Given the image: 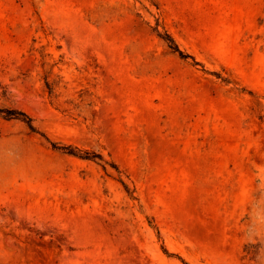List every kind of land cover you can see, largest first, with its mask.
<instances>
[{
	"label": "rangeland",
	"instance_id": "obj_1",
	"mask_svg": "<svg viewBox=\"0 0 264 264\" xmlns=\"http://www.w3.org/2000/svg\"><path fill=\"white\" fill-rule=\"evenodd\" d=\"M0 108V264H264V0H0Z\"/></svg>",
	"mask_w": 264,
	"mask_h": 264
},
{
	"label": "trees",
	"instance_id": "obj_2",
	"mask_svg": "<svg viewBox=\"0 0 264 264\" xmlns=\"http://www.w3.org/2000/svg\"><path fill=\"white\" fill-rule=\"evenodd\" d=\"M168 41H169V46L170 48L175 52L178 53L183 59H188L190 58V56L188 54H185L184 52H182L179 47L176 45V43L173 41V39H171L170 37H168ZM196 65H198L197 62H195ZM47 88L49 90L50 95H53L54 93V85L51 83H46ZM0 116H3L5 119L7 120H20L25 122L29 128L31 130H35L34 126H33V120L28 117L27 115H25L24 113L15 111V110H10V109H2L0 108ZM54 149L63 151L64 153H67L69 155L81 158V159H86V160H96V159H101V155H98L94 152H89V151H80L77 150L75 148L72 147H58L56 145H52Z\"/></svg>",
	"mask_w": 264,
	"mask_h": 264
}]
</instances>
